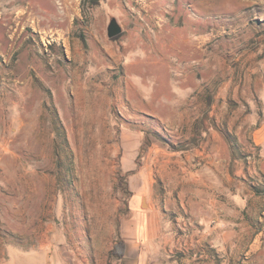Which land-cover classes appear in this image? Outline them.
Returning <instances> with one entry per match:
<instances>
[{
    "label": "rangeland",
    "instance_id": "1",
    "mask_svg": "<svg viewBox=\"0 0 264 264\" xmlns=\"http://www.w3.org/2000/svg\"><path fill=\"white\" fill-rule=\"evenodd\" d=\"M263 80L264 0H0V264H116L151 144L232 149L235 182L264 186Z\"/></svg>",
    "mask_w": 264,
    "mask_h": 264
},
{
    "label": "crops",
    "instance_id": "2",
    "mask_svg": "<svg viewBox=\"0 0 264 264\" xmlns=\"http://www.w3.org/2000/svg\"><path fill=\"white\" fill-rule=\"evenodd\" d=\"M247 93L261 102L263 116L251 123V137L264 153V80ZM140 138L123 140L137 156ZM222 138L230 146L237 141L224 132ZM144 157L126 171L127 212L118 222L122 264H264V186L235 182L240 175L230 164L242 154L178 155L151 144Z\"/></svg>",
    "mask_w": 264,
    "mask_h": 264
},
{
    "label": "trees",
    "instance_id": "3",
    "mask_svg": "<svg viewBox=\"0 0 264 264\" xmlns=\"http://www.w3.org/2000/svg\"><path fill=\"white\" fill-rule=\"evenodd\" d=\"M117 36V35H116ZM116 36L112 37L115 38ZM124 189L125 194H129V191L127 190V187H124V185H122ZM125 204H126V200H125ZM126 210L124 211V213L121 216H124L126 214ZM124 251H125V242L124 240L121 238L119 232H118V226H117V232L115 235V239L113 241L112 244V248L110 250V256L113 257L116 260V264H122L121 263V258L124 255Z\"/></svg>",
    "mask_w": 264,
    "mask_h": 264
},
{
    "label": "water",
    "instance_id": "4",
    "mask_svg": "<svg viewBox=\"0 0 264 264\" xmlns=\"http://www.w3.org/2000/svg\"><path fill=\"white\" fill-rule=\"evenodd\" d=\"M122 31L121 26L117 22L115 17H111L107 24V35L112 38L118 35Z\"/></svg>",
    "mask_w": 264,
    "mask_h": 264
}]
</instances>
